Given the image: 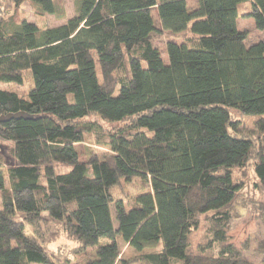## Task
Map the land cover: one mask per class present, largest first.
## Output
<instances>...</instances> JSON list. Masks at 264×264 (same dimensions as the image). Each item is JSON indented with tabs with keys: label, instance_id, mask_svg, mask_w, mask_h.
Segmentation results:
<instances>
[{
	"label": "trees",
	"instance_id": "obj_1",
	"mask_svg": "<svg viewBox=\"0 0 264 264\" xmlns=\"http://www.w3.org/2000/svg\"><path fill=\"white\" fill-rule=\"evenodd\" d=\"M72 1L0 0V116L22 115L0 124V264H59V238L86 264L118 238L153 250L126 264H254L229 231L236 205L264 229V42L238 25L264 32V0ZM87 142L111 154L81 161Z\"/></svg>",
	"mask_w": 264,
	"mask_h": 264
},
{
	"label": "rangeland",
	"instance_id": "obj_2",
	"mask_svg": "<svg viewBox=\"0 0 264 264\" xmlns=\"http://www.w3.org/2000/svg\"><path fill=\"white\" fill-rule=\"evenodd\" d=\"M196 0H187V6L189 9H193L195 7ZM63 5L65 8V14L67 17H71L73 14L74 6L72 0H63ZM33 7L29 4L23 6L20 10L19 14L23 15L24 17L28 18L29 21L33 22ZM153 17L155 19V23L157 25V14L154 11ZM47 23L50 27H56L62 25L64 21H57L52 16H46ZM239 28L244 30L248 34V41L247 43H255L258 41L264 42V32H260L256 30L255 25L251 19L241 18L239 20ZM153 41L155 47L163 54L162 58L165 63H167V55L165 53V43L166 37L163 35L154 34ZM165 53V54H164ZM2 88L8 89L10 91H15L17 94L25 95L27 91V83L24 86L17 87L12 84L6 85L3 84ZM244 122V127L248 129H252L254 127V121L252 119H242ZM94 140L93 137L90 138ZM1 146L4 148H8V144H2ZM89 146V147H88ZM87 148L92 149L94 153L98 157H105L111 154L110 149L102 144H93V143H82L76 145V149L79 155V159L81 161L86 160ZM250 170L246 171L243 176L244 177H251ZM137 185L136 181L126 183L121 181L120 189L117 191L120 196L123 198H131L137 194L136 191ZM242 206V205H241ZM240 205H236L234 207V216L231 225V229L229 231V236L231 237V242L236 246L242 245L248 242L250 248L246 253V257L249 261L253 262L254 264H264L262 263V256L264 253L260 252L259 247L264 242V229L262 225L254 220L251 217L250 212H246ZM26 233L30 232V228L26 227ZM120 257L116 264H126L129 260L138 256L139 254H147L153 253V250H145L142 253H136L133 249H131L127 244L122 242L120 238L117 239ZM76 245L73 242L67 241L65 238H59L57 241L51 243L50 245L46 246V250L48 252H54L56 254L59 264H86L90 260L95 257L96 250H87L82 254L75 253L74 250Z\"/></svg>",
	"mask_w": 264,
	"mask_h": 264
},
{
	"label": "water",
	"instance_id": "obj_3",
	"mask_svg": "<svg viewBox=\"0 0 264 264\" xmlns=\"http://www.w3.org/2000/svg\"><path fill=\"white\" fill-rule=\"evenodd\" d=\"M22 115L21 114H9V115H6V116H0V124L1 123H5L11 119H19L21 118Z\"/></svg>",
	"mask_w": 264,
	"mask_h": 264
}]
</instances>
